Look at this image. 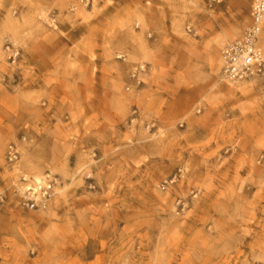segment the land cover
Wrapping results in <instances>:
<instances>
[{
    "label": "rangeland",
    "instance_id": "rangeland-1",
    "mask_svg": "<svg viewBox=\"0 0 264 264\" xmlns=\"http://www.w3.org/2000/svg\"><path fill=\"white\" fill-rule=\"evenodd\" d=\"M251 4L0 0V264H264V75L218 65Z\"/></svg>",
    "mask_w": 264,
    "mask_h": 264
},
{
    "label": "built area",
    "instance_id": "built-area-1",
    "mask_svg": "<svg viewBox=\"0 0 264 264\" xmlns=\"http://www.w3.org/2000/svg\"><path fill=\"white\" fill-rule=\"evenodd\" d=\"M82 1L86 7L90 4V0ZM249 18V25L242 34L225 44L220 52L221 75L230 83L264 75V54L257 44L259 35L264 29V0H252ZM144 71L143 65H138L133 69L131 78L137 85L140 83L138 76ZM18 157L16 149L9 147L7 151L9 164L16 163ZM22 182L26 180L22 178ZM55 186L56 179L47 175L40 182H34L33 186L18 189L16 192L19 194L18 203L29 211L45 210L54 195Z\"/></svg>",
    "mask_w": 264,
    "mask_h": 264
},
{
    "label": "bare ground",
    "instance_id": "bare-ground-1",
    "mask_svg": "<svg viewBox=\"0 0 264 264\" xmlns=\"http://www.w3.org/2000/svg\"><path fill=\"white\" fill-rule=\"evenodd\" d=\"M231 34H228L227 35V39L229 40L230 38H228V36H230ZM224 41L225 40H222L221 39V41L219 42V45H222L223 43H224ZM257 44H258V47L260 48V47H262V48H264V29L262 30V32L260 33V35H259V38H258V42H257ZM219 64V66L220 65H222V60H221V57L219 58V62H218ZM219 66H218V68H219ZM219 82H223V81H225V79L223 78V76L222 75H220V78H219ZM31 175L33 176V180H31L33 183L35 182H40L44 177H42L41 176V174L38 172V171H32L31 172ZM25 179V178H24ZM26 180V179H25ZM62 191L61 190H59V191H57V194H60Z\"/></svg>",
    "mask_w": 264,
    "mask_h": 264
}]
</instances>
